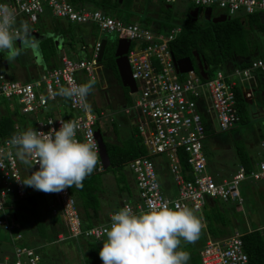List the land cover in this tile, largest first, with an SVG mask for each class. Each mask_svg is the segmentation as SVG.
Instances as JSON below:
<instances>
[{"label":"built area","instance_id":"built-area-1","mask_svg":"<svg viewBox=\"0 0 264 264\" xmlns=\"http://www.w3.org/2000/svg\"><path fill=\"white\" fill-rule=\"evenodd\" d=\"M162 1L172 3L175 0ZM187 1L198 7H217L229 17L257 13L264 18V0ZM0 3L8 4L17 14V20L22 16L30 24L36 22L46 10L53 17L91 24L98 34L112 31L116 37L129 40L126 58L135 90L132 91L134 97L130 103L122 104L121 108L130 118L148 153V156L130 159L125 165V173L132 176L136 195L121 201L117 208L108 212L104 221L83 228L69 188L51 194L33 188L44 195L47 209L52 215H57L64 226L63 230L55 233L53 242H65L77 237L102 242L105 237L97 240L98 230L107 226L111 214L124 206H131L134 212L139 213L146 210L150 203L193 208L198 205V215H202V206L207 198L230 199L240 203L242 197L238 186L244 178L264 183V138L258 141L257 157L253 162L250 159L249 171L245 172L244 166L238 162L235 171L227 178L216 177L217 173L214 175L206 168L202 150V140L206 135V123L202 116L208 115L214 119L212 130L231 129L236 125L239 114L235 105V87L239 88L246 106L250 104L247 99L252 101L259 95L257 71L264 69V56L253 57L244 66L216 67L202 77L194 68L182 72L175 69L169 44L180 32V23L164 21L160 27H149L133 21L123 22L98 7L75 5L69 0H0ZM98 47L99 38L96 35L86 47L87 56L73 58L62 52L58 65L37 71L27 80L10 78L0 72V99L6 100L11 110L17 108L25 116L24 122H14V133L29 127L48 132L52 128L58 129L60 120H76L81 126L77 139L83 140L91 132L98 148L94 131L104 113L103 107L92 108L88 112L65 99L64 110L59 112L57 106L62 105L59 102L62 97L54 95L60 86H67L69 80L80 83L77 77L79 71L90 80L95 78V68L99 62L96 59ZM252 111V116H258L257 110ZM10 138H0V148L6 149ZM181 155L185 157L184 167L181 165ZM4 164L5 167L0 168V228L7 232L12 244L14 258L8 264H42L37 249L23 242L17 222L6 216L9 211L5 209L6 201L23 197L27 191H31L16 178H22L23 174L31 175L39 165L26 168L14 156H6ZM102 168L99 156L95 170ZM161 169L162 174L168 171L174 192L169 183L158 181L157 173H161ZM162 185H165L164 188ZM257 228L264 234V224ZM241 233L234 228L219 238L207 235L197 249L200 263L250 264L242 248ZM7 262L8 256L2 253L0 264Z\"/></svg>","mask_w":264,"mask_h":264},{"label":"trees","instance_id":"trees-1","mask_svg":"<svg viewBox=\"0 0 264 264\" xmlns=\"http://www.w3.org/2000/svg\"><path fill=\"white\" fill-rule=\"evenodd\" d=\"M69 1L75 5L83 4L84 2V0ZM93 2L101 10L109 14L114 12V8L118 5L119 1L93 0ZM166 4L168 3L165 2L163 6L164 12L161 17V19L164 18V20H162L160 25L157 27H160L163 22L166 21L165 19L169 17L168 10L170 9V6H166ZM193 6L194 5L190 6L188 9ZM49 16L53 32L60 34L63 38V43H67L70 49H75V42H79L80 44L86 42L82 32L84 30H82V28H87V30H85V36L87 37L88 42L95 37L96 30L91 24H79L53 17L51 15ZM180 24V32L169 44L173 56L178 58L188 55L191 57L193 65H195L194 58L191 54L192 51H195L198 55L203 56V60L207 65V73L211 72L210 70L216 67L224 68L228 61H232L231 66H244L251 58L264 56V47L260 52L251 55L253 50L259 49V42L254 39V37H250L249 34H251L254 29L264 31V22L260 19L257 13L233 15L222 21L213 22L202 17L201 19H193L188 14L187 10L183 19L180 21ZM78 27L81 28L80 32ZM114 45L115 42L105 44L100 62L108 68L116 78L122 88L123 100L127 103L129 98L128 90L127 87L120 84L114 63ZM54 50L55 48L50 42L49 37L41 39L40 51L47 68L58 65V61L56 60H53L50 65V57L55 55ZM71 51L72 50H69L65 53L73 58L88 55L86 47L82 48V50L78 47L74 53H71ZM194 69L197 71L196 66H194ZM257 74L259 89L264 97V69L258 70ZM33 76L35 75H27V77L23 80L30 79ZM64 103H66V100H64ZM235 105L239 114L238 122L241 124H247L251 116L238 87H235ZM94 109L96 110V108ZM24 118L25 116L19 113L17 108L11 110L8 107L6 100L0 99V138L11 137L15 132L13 127L14 122H24ZM261 118L264 119V113L260 117L257 116L255 121H258ZM261 125L264 131V120ZM95 127L98 128V124H96ZM132 128L134 129L133 126ZM113 130L115 132L114 125ZM204 130L205 133L208 132L206 126ZM233 145L238 162L244 166L245 172H248L250 169V158L247 154L243 141L241 139H235ZM104 146L109 158V165L102 168L100 171H96L94 169L92 174L87 176L83 181L82 188H69L70 193L76 197V201L81 208L80 222L83 228L90 226L93 224V220L98 218L100 208L99 193L102 191L101 173L103 171H107L108 169L115 170V180L118 183V188L120 190H125L127 192L126 198L128 197L127 199H130V197H132V193L129 191V181L128 178H126L127 175L125 173L124 166L130 159L136 156H148L139 135L134 132L130 133L126 138H121L118 142L105 139ZM180 160L181 165L184 167L186 163L185 157L181 155ZM160 172L162 173L163 169H161ZM164 186L165 185H162L163 188ZM254 191L258 197H264L263 190L255 189ZM46 203L47 200L44 198L42 193L31 190L27 191L23 197H16L6 201L5 209L9 211L11 218H13L15 222H18L19 219L17 218L16 211L9 207L13 205L21 207L27 206L35 229V236L41 243H48V241L53 239L58 229H55L52 232L48 231L45 226L43 215L49 216L52 221H56L58 223H60V218L56 215H51L48 209H43V205ZM232 210V207H230V209L225 207L224 200L207 198L201 210L204 221V235L202 240H204L207 235L212 238H219L229 234L232 231V225L234 223L232 219L234 218V213ZM17 230L21 231L23 239L25 238L26 241L30 242L29 234L23 232L18 223ZM240 237L242 240V248L247 254L249 263L264 264V234L262 231L257 227H253L250 230H243ZM99 243L100 242L89 240L78 244L84 264H102L99 257Z\"/></svg>","mask_w":264,"mask_h":264},{"label":"clouds","instance_id":"clouds-1","mask_svg":"<svg viewBox=\"0 0 264 264\" xmlns=\"http://www.w3.org/2000/svg\"><path fill=\"white\" fill-rule=\"evenodd\" d=\"M36 48L38 41L32 37L29 25L18 22L8 4L0 3V52L6 53L8 60H15L23 51ZM94 85L95 80H69L54 95L90 112L87 98ZM59 124L58 129L48 132L29 127L14 133L7 148H0V168L5 167L6 156H14L26 168L39 165L31 175L16 178L24 186L46 194L82 188L99 160L96 141L91 132L83 140L77 139L81 126L76 120H60ZM199 211L198 205L193 208L167 203H150L139 213L131 206L120 208L111 214L110 223L97 232V240L106 237L99 250L102 264H188L190 253L180 245L181 241H198L204 227Z\"/></svg>","mask_w":264,"mask_h":264},{"label":"rangeland","instance_id":"rangeland-1","mask_svg":"<svg viewBox=\"0 0 264 264\" xmlns=\"http://www.w3.org/2000/svg\"><path fill=\"white\" fill-rule=\"evenodd\" d=\"M126 1L129 2V0ZM131 2L133 5L137 4V10H131V15L135 16V19L139 23L144 22L149 27H152L151 20L154 17V15L150 16L149 14H153L155 11L157 13L156 16H159L161 18L164 12V4L161 0H154V3L151 0H131ZM192 5L193 4L187 0H175L174 2L170 3V9L168 10L169 17L165 19L166 22H180L183 19L188 8ZM202 9V6L199 7L200 12ZM212 12L218 13L221 12V9L212 7ZM109 14L111 16L119 17L123 22H130L132 18L131 17L130 19H127L122 15H117L115 12ZM200 15L201 14H199L198 19H201ZM82 30H84L82 32L84 34V39L86 42L81 44H84L85 47H87L89 43L87 37L85 36V30H87V28H82ZM80 31L81 28H79V32ZM96 35L99 39L105 38L106 44H110L112 42H115L116 40V34L112 31L100 32L99 34L97 33V31H95V36ZM250 37H254V39L259 42V49L253 51L256 53L260 52L264 47V31L256 30V32H253ZM81 44L79 42H75V49H70V47L68 46L67 48L65 47L66 49H64V51L72 50L71 53H74L79 45V48L82 50ZM64 46L65 45H63V47ZM0 56L4 58L3 60L6 59L7 63L9 64V67L7 69L2 66V63L0 64V71L4 72L7 77L15 78L18 80L24 79L25 77H27V75H35L37 71L41 70V66H39L38 64L37 66H34V64H29L28 66H26L28 63H31L30 61H32L29 54H21L20 56H18L19 59H21L24 63V66L22 68L18 66L13 67L12 60H8L7 56L4 55L3 52H0ZM227 63L232 64L231 61H228ZM210 71L213 72L214 69H211ZM77 77L78 79H80V83L90 80L86 76H84L82 71H79L77 73ZM93 80H95V85L87 99L88 103L91 105V109L97 107H100L101 109L103 107L104 109V113L100 116L97 122L98 129L100 130L103 139H110L113 142H118L121 138H126L130 133H136V129L132 128V122L130 121V118L122 112L121 108L122 104L126 105L130 103V101L134 97V93L128 92V102L125 103L122 95L123 92L119 83L113 76L112 72L108 68H106L100 61L98 62V66L95 68V78ZM258 92L260 95V99H262L260 91ZM252 99V102H256L255 105H257L259 110H261L262 107L264 108L263 103L257 104V99ZM252 110L253 108L251 109V111ZM27 117L30 118L29 115H27ZM256 117L257 116H252L247 124H241L238 122L236 126L231 129L212 130L211 124L214 123V119L210 118L208 115L202 116V118L205 120L206 128L208 129V132L202 140V150L206 158V168L212 174L217 173L218 177L227 178L230 177L231 174L235 171L238 163L233 145L235 139H241L243 141L247 154L252 162L256 159L258 141L261 136L264 137V131L261 125L264 119L261 118L260 120L255 121ZM113 125L115 127V132L113 130ZM214 127H216V125ZM155 158L156 157H152V159ZM124 170H127L126 166H124ZM115 175L116 171L113 169H108L107 171H103L101 173L102 191L99 193L100 208L98 218L96 220H93V223L104 221L107 218V214L110 210L117 208L120 205L121 201L128 198H126L127 192L118 188V183L115 180ZM126 175V178H128L129 181V191H131L132 196L133 194L136 195V188L133 184L132 176H129L128 174ZM26 176L27 174H23L22 178ZM157 178L160 183H169L174 192V185L168 171H164L163 174L159 173L158 171ZM29 188L31 190L33 189L32 187ZM238 189L242 197V201L240 203H237V201L230 199L224 200V204L227 209H230V207L233 208V229L235 228L239 231H243L247 228H256L264 224V197H258L254 191L255 189H261L264 191V185H257V183L252 182L251 180H249V178H244L240 182ZM131 198H134V196ZM74 199L76 201V197H74ZM76 205L80 215L81 208L77 201ZM9 208H12V210L14 209L16 211L17 218L19 219L17 223L19 224L23 232L29 234L30 242L26 241L25 238L23 239V242L28 245H32L37 249L40 254V260L42 264H84L78 244L80 242L89 241L88 238L77 237L70 238L65 242H53L51 240L48 241V243H41L40 240L35 236V229L27 206L21 207L13 205ZM43 209H47L46 204L43 205ZM6 216L8 218H11L9 213H6ZM43 219L48 231L52 232L55 229H58V231L64 229V226L60 224L61 221L60 223L56 221L54 222L47 215H43ZM6 233V231L0 228V255L4 253L8 256V264L13 260L14 256L12 252L11 241L8 239V236H6ZM203 235L204 230L202 229L198 241L194 244H188L184 241H181V249L190 253L188 264H201L199 256L197 254V249L203 242ZM98 246L100 250V248L102 247V242H100Z\"/></svg>","mask_w":264,"mask_h":264},{"label":"crops","instance_id":"crops-1","mask_svg":"<svg viewBox=\"0 0 264 264\" xmlns=\"http://www.w3.org/2000/svg\"><path fill=\"white\" fill-rule=\"evenodd\" d=\"M151 1H153V0H151ZM162 2H163V4H165L164 1H162ZM123 3H124V5H123ZM153 3H154V1H153ZM83 5H85L87 7H97L94 4L93 0H84ZM166 6H170V3L166 4ZM131 10H133V11L137 10V4L133 5L131 0H129V2H127L126 0H120L118 2V5L114 8V12L117 15H122L123 17H126L127 19L128 18L130 19L132 17L131 21L138 22L135 19V16L131 15V13H132ZM156 14L157 13L155 11H154L153 14L152 13L149 14L150 16L154 15V17L151 20L152 27L159 26L160 23L162 22V20H164V19H161L159 16H156ZM199 14H200V12H199ZM199 14H198L197 18L199 17ZM258 15H259L261 20L264 19V18H262V16L260 14H258ZM19 21H24V22H26L29 25L32 37H34L38 41V48H36V49H27V50L23 51V53H22V54H29V56H31V60L32 61H30L31 63H28L26 66H28L29 64H34V66H37V64H38L39 66H41V71L45 70L47 68V65L43 61V56L41 55V51H40V41H41L42 38H45V37H49L50 42L53 44V46L55 48V50H54L55 55L54 56L52 55L50 57V65L52 64L53 60L58 61V64H59L60 63V55H61L62 52H66V51H64V49H66L68 47V44L67 43H63V38H62V36L60 34H56V33L53 32L52 26H51V23H50V16H49L48 12L45 10L39 16L38 20L36 22L32 23V24L28 23L25 20V18L22 17V16L18 18V22ZM177 23H180V22H177ZM140 24L146 25L144 22L140 23ZM253 32H256V29H254V31H252L250 35H252ZM88 44H90V41H89ZM17 45L19 46V41L17 42ZM63 45H65V46L63 47ZM81 46H82V44H81ZM78 47H80V45ZM253 52L254 51H252L251 55L256 53V52H254V53ZM3 54L6 55V53H4V52H3ZM3 59L4 58L2 56H0V64L2 63V66L4 67ZM6 61L7 60L5 59V67H4L5 69H7L9 67V64L6 63ZM12 63H13V65H12L13 67L18 66V67L22 68L24 66L23 65L24 63L22 62L21 59H19V57H17L15 60H12ZM226 64H227L228 67H231V63H226ZM0 72H2V71H0ZM260 93H261V90H260ZM261 96H262V99H260V95L254 97L255 100L257 99V101H258L257 104H260V103L264 104V97H263L262 93H261ZM64 100H65V98H63V97L59 99V102H61L62 105H58L57 106V111L61 112V111L64 110V106H65ZM251 100H253V99H251ZM247 101L250 103L249 105H247V109H248V112H249L250 116L252 117L251 112H250L252 108H253L252 112H254V110H257L258 117L262 116V114L264 113V108L262 107V109L259 110L257 105H255L256 102H252V101H250V99H247ZM255 116H257V115H255ZM235 126L236 125H234L232 128H234ZM261 138H264V137L261 136L260 139ZM257 148H258V145H257ZM214 175H216V174H214ZM216 177H218V175ZM254 183H257V185L258 184L259 185L260 184L264 185V183L262 181H254ZM172 191H173V189H172ZM232 229H233V227H232ZM6 236H8L7 233H6Z\"/></svg>","mask_w":264,"mask_h":264},{"label":"water","instance_id":"water-1","mask_svg":"<svg viewBox=\"0 0 264 264\" xmlns=\"http://www.w3.org/2000/svg\"><path fill=\"white\" fill-rule=\"evenodd\" d=\"M199 12H200L199 7L196 5L188 9V14L193 19L197 18ZM200 14L202 18L211 20L213 22L222 21L224 19L229 18V16L226 15L224 12L213 13L212 8L210 6H204ZM262 21L264 22V19H262ZM105 44H106L105 38L99 39V47H98L97 54H96L97 61H100L102 58ZM128 45H129L128 39L116 37L115 45L113 49V56H114V63H115V67L117 70L120 84L122 86L127 87V90L130 93L133 90H135V83H134L133 78L131 77L129 64L126 58V51H127ZM191 54L194 58L195 65H193L191 57L188 55L178 57V58L173 56L172 59H173L175 69L179 72H182V71H186L189 69H193L194 66H196L198 73L202 77H206L207 65L205 64L203 60V56L198 55L195 51H192ZM3 63L5 67V60H3ZM94 134H95V137L98 143V148H99L98 151H99L101 163H102L103 168H105L109 165V158H108L105 146H104V139L98 128L95 129Z\"/></svg>","mask_w":264,"mask_h":264},{"label":"flooded vegetation","instance_id":"flooded-vegetation-1","mask_svg":"<svg viewBox=\"0 0 264 264\" xmlns=\"http://www.w3.org/2000/svg\"><path fill=\"white\" fill-rule=\"evenodd\" d=\"M121 87V86H120ZM122 89V88H121Z\"/></svg>","mask_w":264,"mask_h":264}]
</instances>
